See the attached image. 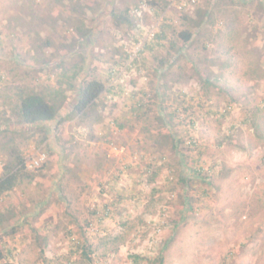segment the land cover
I'll list each match as a JSON object with an SVG mask.
<instances>
[{
    "label": "rangeland",
    "instance_id": "rangeland-1",
    "mask_svg": "<svg viewBox=\"0 0 264 264\" xmlns=\"http://www.w3.org/2000/svg\"><path fill=\"white\" fill-rule=\"evenodd\" d=\"M81 2L0 0V176L45 157L0 198V264H264V0ZM80 67L107 82L96 107L18 123Z\"/></svg>",
    "mask_w": 264,
    "mask_h": 264
},
{
    "label": "trees",
    "instance_id": "trees-1",
    "mask_svg": "<svg viewBox=\"0 0 264 264\" xmlns=\"http://www.w3.org/2000/svg\"><path fill=\"white\" fill-rule=\"evenodd\" d=\"M76 6L77 3L79 6H77V11L85 13L86 7H93L91 4H87L82 6L81 0H75ZM150 3V5L157 6L159 4V0H146ZM166 1V0H163ZM182 1H188V0H182ZM75 4V2H74ZM200 13L202 17L208 15L209 10H200ZM120 20L118 19V25L121 21H130L128 15H119ZM204 23L203 19L199 20H192V26L200 28L202 24ZM79 31L83 35H85L84 43L87 42L90 43L93 41V37H95L94 28H86L85 26H81L79 28ZM180 37L184 40V42H191V40L195 37V32L191 29H186L181 32H179ZM166 37L165 30L162 31V36L158 35L157 38L162 39ZM174 41V40H173ZM50 43V42H48ZM93 43V42H92ZM81 44L82 46H79V50L84 53V55H87V51L85 50L86 47L90 44ZM172 47H175L174 42L171 44ZM147 48H150V46H147ZM84 61L85 58H82ZM62 64H60L61 66ZM83 70V67H80L77 70H74L71 75H68L67 73H63L62 80H59L56 84V89L54 93H48V92H37V91H31L26 94H24L21 99L20 103L16 106V114L19 117L18 123L20 125H27V126H38V127H44V125H48L51 121L59 119V121H63L68 116L71 118L75 115H86L88 112V109L92 107H96L98 104V101L103 96V94L108 90L107 88V82L101 80V79H90V80H83L79 82V85L76 86L75 81L82 80L80 77V72ZM63 80L67 81L69 86H62ZM67 91H70L73 96H70L71 94H68ZM74 97V98H72ZM69 100H73L72 103L70 102L71 106V112L70 115H68L66 118H63L60 116V111L63 109V106L65 103L69 102ZM143 106H148L147 102L144 104L139 103L138 107L142 108ZM60 117V118H59ZM161 121L165 123L166 131L160 134V137L163 139V142L160 143L162 147L168 148V144H171V151L175 150L176 152H179L181 148H183V140L182 139H176L174 128H172V123L170 117L168 116H162L161 115ZM123 124H120V127H123ZM190 147H196L198 143L195 140L190 141ZM179 154V153H178ZM181 156H184V153L180 154ZM40 168V167H39ZM203 167L200 166V168H195L194 173L197 175H201L200 171H203ZM27 165H26V159L20 157L16 165H6L5 172L2 176H0V198L8 191H11L15 188L17 185L18 180L21 177H31L28 174ZM203 179H207V177H203ZM131 257L133 258V261L136 264H140V260L142 257L139 254H132Z\"/></svg>",
    "mask_w": 264,
    "mask_h": 264
},
{
    "label": "built area",
    "instance_id": "built-area-1",
    "mask_svg": "<svg viewBox=\"0 0 264 264\" xmlns=\"http://www.w3.org/2000/svg\"><path fill=\"white\" fill-rule=\"evenodd\" d=\"M44 156H38L37 158L33 157L31 158L30 160H26V165H27V168L29 169H37L39 168L43 162H44Z\"/></svg>",
    "mask_w": 264,
    "mask_h": 264
}]
</instances>
